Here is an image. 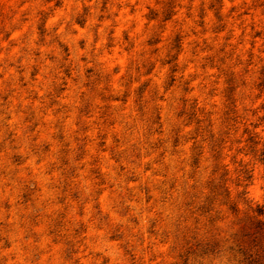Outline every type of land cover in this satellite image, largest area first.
Returning <instances> with one entry per match:
<instances>
[{
    "label": "clouds",
    "instance_id": "clouds-1",
    "mask_svg": "<svg viewBox=\"0 0 264 264\" xmlns=\"http://www.w3.org/2000/svg\"><path fill=\"white\" fill-rule=\"evenodd\" d=\"M0 264H264V0H0Z\"/></svg>",
    "mask_w": 264,
    "mask_h": 264
}]
</instances>
